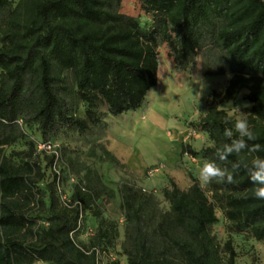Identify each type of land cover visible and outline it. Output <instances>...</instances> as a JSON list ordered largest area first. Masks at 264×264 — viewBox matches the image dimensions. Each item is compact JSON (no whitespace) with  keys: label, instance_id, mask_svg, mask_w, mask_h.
Returning <instances> with one entry per match:
<instances>
[{"label":"trees","instance_id":"obj_1","mask_svg":"<svg viewBox=\"0 0 264 264\" xmlns=\"http://www.w3.org/2000/svg\"><path fill=\"white\" fill-rule=\"evenodd\" d=\"M121 1L0 0V264H101L99 254L116 236L115 222L96 211L90 246L70 236L79 207L85 213L96 195L76 188L70 200L79 204L67 207L58 201L54 184H46V222L37 224L38 214L31 212L44 201L33 145L15 152L22 158L18 165L4 148L25 138V127L36 126L46 142L65 129L84 132L100 122V104L113 116L140 108L158 82V42L167 44L182 70L200 56L204 75L230 74L220 102L235 101L247 90V118L258 136L254 143L264 147V0H141L154 23L150 30L121 12ZM212 94L217 101L219 93ZM226 117L213 104L200 125L213 141L206 155L230 168L215 156L226 141ZM182 152L198 153L188 144ZM242 155L251 159L264 151ZM192 180L187 189L172 184L166 212L141 187L119 184L127 264H237L231 238L224 259L212 233L216 204L236 230L264 242V200L252 196L244 171L232 184H209L214 202Z\"/></svg>","mask_w":264,"mask_h":264},{"label":"rangeland","instance_id":"obj_2","mask_svg":"<svg viewBox=\"0 0 264 264\" xmlns=\"http://www.w3.org/2000/svg\"><path fill=\"white\" fill-rule=\"evenodd\" d=\"M121 12L135 16L141 25L150 30L154 25L150 15L142 9L141 0H122ZM158 82L146 95L143 105L113 116L104 104H100V122L84 132L65 129L50 138V148H41L46 142L36 126L25 127L26 137L6 146L4 154L16 165L22 158L15 152L28 151L33 145V160L40 166L41 177L36 176L39 195L44 207H35L31 214H38L37 224H44V211L48 206L46 184H54L58 201L61 196L72 199L76 188H84L96 195V203L85 210L83 228L74 232L73 238L90 246L96 232L98 211L102 218L115 222L116 236L107 243L106 253L99 254L101 264L115 259L127 264L122 252L125 219L118 191L122 181H128L153 195L157 208L170 209L168 192L172 184L187 189L198 180L200 167L211 161L205 149L213 146L209 134L200 125L210 105L215 104L227 113L238 115L237 106L251 103L242 90L235 101L220 102L230 74L204 75L200 56L187 70L176 67L167 44L158 42ZM212 92L219 93L216 99ZM83 115L84 108L78 110ZM188 144L197 155L182 152ZM54 156V161L50 159ZM54 175L57 180L53 182ZM201 185V183H200ZM209 200L214 202L210 185H201ZM218 220L211 230L222 249L224 259L228 254L223 247L228 238L236 251L237 264H264V242L253 238L247 230L238 231L216 204Z\"/></svg>","mask_w":264,"mask_h":264},{"label":"clouds","instance_id":"obj_3","mask_svg":"<svg viewBox=\"0 0 264 264\" xmlns=\"http://www.w3.org/2000/svg\"><path fill=\"white\" fill-rule=\"evenodd\" d=\"M241 107L248 108L250 105L244 103L242 106H237L238 115L234 116L231 111L227 113L223 132L226 141L216 149L215 153L216 160L230 165V168L221 167L215 160L205 161L200 167L198 180L201 185H208L213 181L232 184L235 182L236 174L242 170L251 182L252 196L257 200H264V156L252 155L249 159L242 155L260 153L264 151V147L254 143L258 136L249 124L247 112L241 111ZM231 156H235L236 160H229Z\"/></svg>","mask_w":264,"mask_h":264},{"label":"built area","instance_id":"obj_4","mask_svg":"<svg viewBox=\"0 0 264 264\" xmlns=\"http://www.w3.org/2000/svg\"><path fill=\"white\" fill-rule=\"evenodd\" d=\"M40 147L41 148H50L51 143L48 141L43 142L40 145ZM61 202L63 203V205H65L67 207H74L75 205L79 204V202H72L69 198H66L64 195L61 196ZM83 220H84V212L81 209V207H79V215H78L76 228L70 233V236L73 237L74 232H77L78 230H81L83 228Z\"/></svg>","mask_w":264,"mask_h":264}]
</instances>
